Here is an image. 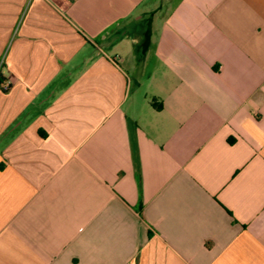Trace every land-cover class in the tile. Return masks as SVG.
<instances>
[{
  "label": "crops",
  "instance_id": "1",
  "mask_svg": "<svg viewBox=\"0 0 264 264\" xmlns=\"http://www.w3.org/2000/svg\"><path fill=\"white\" fill-rule=\"evenodd\" d=\"M0 264H264V0H0Z\"/></svg>",
  "mask_w": 264,
  "mask_h": 264
},
{
  "label": "built area",
  "instance_id": "2",
  "mask_svg": "<svg viewBox=\"0 0 264 264\" xmlns=\"http://www.w3.org/2000/svg\"><path fill=\"white\" fill-rule=\"evenodd\" d=\"M10 86H11V85H9V83H4V84H2V89H3L4 91H8V90L10 89Z\"/></svg>",
  "mask_w": 264,
  "mask_h": 264
}]
</instances>
